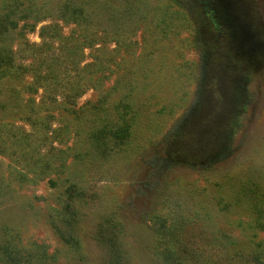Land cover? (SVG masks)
<instances>
[{"label": "rangeland", "instance_id": "1", "mask_svg": "<svg viewBox=\"0 0 264 264\" xmlns=\"http://www.w3.org/2000/svg\"><path fill=\"white\" fill-rule=\"evenodd\" d=\"M221 2L251 59L215 163L185 138L210 33L191 1L0 0V264H114L108 237L119 264H264V0Z\"/></svg>", "mask_w": 264, "mask_h": 264}, {"label": "trees", "instance_id": "2", "mask_svg": "<svg viewBox=\"0 0 264 264\" xmlns=\"http://www.w3.org/2000/svg\"><path fill=\"white\" fill-rule=\"evenodd\" d=\"M189 1L193 8L200 10L210 33L204 42L205 50L201 56V77L198 82L196 101L191 109V123L186 128L185 138L192 144L206 146V155L211 160L218 154L213 160L217 163L228 156L224 151L227 145L224 136L232 133L249 101V93L245 91L242 80L250 73L249 60L251 58L250 53L245 49L244 40L238 42L240 24L235 20L228 6L221 0ZM2 27L5 25L0 22V32L3 31ZM51 31L52 33H50ZM59 35L58 26H43L40 32L42 46L52 47V44H49L46 39H54ZM72 45L71 51L74 53L80 49L83 50L86 44L76 40ZM88 45L92 47L93 41ZM50 68L47 67V69ZM75 101V97L67 100L70 104ZM105 134L108 132L102 131L98 133V136L95 135L94 139L102 143ZM212 149L217 150L218 153L214 154ZM116 244L112 237H108L105 241L107 250L111 254V261L114 264H119L121 260L115 257L117 254ZM172 247L171 252L178 249L176 245L172 244ZM172 264H182V262L180 259L174 258Z\"/></svg>", "mask_w": 264, "mask_h": 264}]
</instances>
